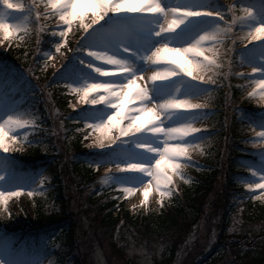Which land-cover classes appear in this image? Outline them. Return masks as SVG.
Wrapping results in <instances>:
<instances>
[{"label":"rangeland","instance_id":"1","mask_svg":"<svg viewBox=\"0 0 264 264\" xmlns=\"http://www.w3.org/2000/svg\"><path fill=\"white\" fill-rule=\"evenodd\" d=\"M219 1H223L224 4ZM9 2L22 5L23 7L8 9L0 0V21L13 24L11 35L6 36L5 32L0 30V42L12 40L13 43H19L23 41L24 37L28 36L30 40L34 39V43L36 41L40 44L44 43L40 39L37 40L39 38L38 32L40 33L39 29L41 28L42 31L46 30L45 25L42 22L40 24V21H38L42 14L38 12L40 15L37 18L36 11H38V7H42V12L50 17L52 27L55 28L54 32L56 35H53V32L50 34V37H53V42L55 41L53 43L54 46L60 43L61 47H64L72 31L73 23H81L79 19H74L71 28L67 31L66 41L61 40L59 31L61 28L67 29V26L64 25L63 21L59 20V9L51 8L48 0H9ZM157 2H160L165 7L189 4L196 8H203L200 11H224L226 20L232 19V14L227 11V5L232 4L235 6L236 17L245 15L243 11L245 7L253 9V16L247 18L242 24L237 20L233 31L218 37L214 44L209 41L202 42L205 49H210L205 52V55H211L216 64L211 71L194 72L193 75H204L205 80L211 77L216 81L215 84L208 85L203 81L194 80L192 77L181 74L176 77H167L164 82L158 81L149 85L153 102L159 103L169 96L176 95L179 99H186L191 103H200L204 105V108L198 110L180 109L178 111L183 113L166 123L165 126L175 123H192L200 131L196 133L190 132L188 136L183 137L190 146L178 160L181 164L180 174L177 175L169 170V174L172 175V183L161 184L159 188L153 185L148 198L145 199L141 187L150 180V177L137 170L128 169L127 163L142 162L149 165L154 163L155 155L138 148L137 144L152 143L156 146L160 145L157 143V138L149 134L125 138L119 137L113 130L111 141L108 139L104 140L106 147L88 146L100 135L91 125L104 121L112 113L113 109L103 102L97 105L81 103V94L77 93L75 89L83 87L87 83L98 81L123 84L126 83L130 74L101 76L88 65L101 68H112L113 66L108 65L106 60H96L89 56L85 50L107 52L109 55L127 61L135 74L148 73L150 75L149 72L154 70L156 66L147 64L143 59L144 55L149 54L152 50L154 51L155 47L165 42L169 43L170 47L187 46L203 33L214 31L217 25L222 22L210 16L192 17L184 25L174 29L172 33L156 36L154 33L159 30L157 27L159 23H164V26L167 27V22L162 21L160 17H152L145 20L135 16V14H113L109 11L107 13L110 15V20H106V13L99 12L97 9V12L103 18L97 19L96 25H92L93 28L85 33V49L74 57L75 64H69L65 71L62 72L63 75L61 74L65 81H69L63 86L67 89V95L76 97L70 103L69 108L78 111V116L82 120V126L76 128L75 132H85L82 142L88 153L95 155L93 160L90 159L94 162L93 169L96 171V165H101L99 171L103 169L102 174L109 171L117 174L114 178L116 189L123 192L121 199L127 201L125 208L131 214L145 213L148 209L151 212H159L164 203L171 197L173 191L180 188L183 182L186 183L187 167H184L185 163L189 166L195 155L202 156L206 151L220 153L224 148V138L220 132L223 125L220 123L222 115L220 112H216V109L220 107L218 100L221 98L220 89L223 86L222 83H230L238 89L236 93L238 94L237 99L242 102V105L245 106L248 103H252L255 107L252 113L239 110V115L231 120L234 125H237L240 132H249V146L254 149V152L251 153L256 157L255 163L244 160L239 162L240 168L248 170L249 174L247 177H236V179L243 185L245 190H255V199L264 203V197L260 195L264 190L249 189L247 187V184H255L264 180V143H254L259 140L258 133L262 130L264 131V89L258 87L256 83V80L260 78V74L255 75L250 68L251 66L264 70V35H261L255 41L248 37L249 30L260 23H264V4L257 0H233L230 3L228 1V4H225L227 3L226 0H157ZM183 14V9L179 13H170L168 21L178 19ZM93 15V11H86L83 23L91 24ZM53 45L40 46V49L38 48L36 52L42 59L43 70L49 68V66L57 65V62L61 59L59 56L55 57L52 52ZM55 53L57 54V51ZM192 55L189 54V59L192 58ZM159 63L163 66L168 62L160 61ZM240 73H244L252 79L245 80L239 75ZM138 83H142V81H138ZM211 88L215 89V91L208 94ZM253 89H255L254 92ZM34 90L32 82L23 72L18 75L8 70L0 73V123H3L9 115L14 116L15 119L23 123L22 127H17L14 124L6 126V132H8V127L12 128V131L8 132L5 137V144L8 149L15 147L20 138L25 139V134L28 137L30 134L35 133L40 128V123L44 122L45 114L43 113L41 99ZM97 91L99 94H105L103 90ZM250 92L253 93L251 97L248 96ZM96 95L97 92L90 93V98ZM72 105H76V107ZM161 118L163 119V116ZM126 123L128 121H121L122 125ZM52 131L55 135L54 138L60 136V130L52 129ZM13 135L17 137L15 141L11 139ZM124 139L127 142L121 141ZM174 142L170 141V143ZM41 143L43 151H47L48 144ZM7 152L0 149V191H17L19 195L25 193L28 197H33L46 192L49 183L56 177L67 179V176H63L61 170L53 163L43 164L39 168L22 170L17 163L8 157ZM117 163L121 164L120 169L115 167ZM126 188H135L136 190L129 193L125 191ZM169 188L171 189V194L160 195L162 191ZM138 191H142L139 202L135 201ZM19 195L5 196L0 199V211L3 212L4 217H8L7 203L12 198L17 199ZM209 212V217H213L214 212L212 213L211 210ZM73 215H75L74 211ZM82 217L80 220L84 219L91 235L95 236L93 229L97 233L96 240L98 242L95 243L94 251L91 250L89 253L85 252L87 250L81 251L89 264H157L156 262L161 264L165 245L151 242L150 239L145 237V240L139 239L140 244L129 242L127 245L114 247L109 243V236L106 231L102 230L103 227L100 220H95L91 214H85ZM202 226L203 224L197 226L198 228L194 229L181 245H179L181 242L175 243L174 247L178 249V252L168 264H188V257L197 253V247H200L204 241L206 230ZM215 235L216 231L214 230L212 233L213 240ZM79 239L84 240L82 232ZM211 250V248H206L197 259L201 261L210 254L212 255V253H215V255L219 254V251L211 252ZM0 261H3V264H57L55 256L50 252L46 253L44 248H40L39 252L34 251L28 247V241L20 242L14 246V242L8 238H0ZM220 264H227V262L221 261ZM248 264L258 263L249 262Z\"/></svg>","mask_w":264,"mask_h":264},{"label":"trees","instance_id":"2","mask_svg":"<svg viewBox=\"0 0 264 264\" xmlns=\"http://www.w3.org/2000/svg\"><path fill=\"white\" fill-rule=\"evenodd\" d=\"M226 1L228 4L233 0ZM43 18L45 25L52 26L50 17L44 15ZM52 31L53 28L40 31L39 39L44 42L41 44L34 43L28 36L19 43L0 42V64L18 71L27 70L46 114L43 127L25 141L18 140L15 147L9 148V154L24 167L53 160L67 179L56 177L53 188L42 195L22 194L17 199L12 198L6 205L8 217L0 211V234L33 239L35 243L48 240L49 252L55 256L57 264H89L82 252L94 251L97 233L93 229V237L84 219H80L82 215L91 214L95 220H100L112 246L121 247L129 242L140 244L139 239L147 237L151 242L166 246L161 264H168L178 252L175 243L181 242V245L203 224L204 241L197 247V253L188 257V264H220L221 261L264 264V203L241 196L242 190L231 179L236 169L234 158L242 153L243 141L231 123L233 115L227 110L226 96L221 92L218 100L223 110L220 123L225 146L222 151L195 155L186 168V183L173 191L159 212L131 214L124 201L118 202L119 193L108 186L111 174L95 171L86 161L89 153L82 142L85 132H75L77 125H73V121L78 119L76 111L69 108L76 97L67 95V90L56 82L60 69L79 51L84 29L81 23H73L67 44L57 54L53 47L55 57L61 59L57 65L43 70L36 52L40 46L53 45ZM248 107L254 108L251 103ZM52 129L60 130V136L54 138ZM41 142L48 144L46 154ZM210 210L214 212L213 217H209ZM81 232L83 241L79 239ZM208 246L212 247V252L219 250V254L212 253L199 261L197 257Z\"/></svg>","mask_w":264,"mask_h":264},{"label":"snow or ice","instance_id":"3","mask_svg":"<svg viewBox=\"0 0 264 264\" xmlns=\"http://www.w3.org/2000/svg\"><path fill=\"white\" fill-rule=\"evenodd\" d=\"M2 2L8 9L23 7L19 4L10 3L9 0H2ZM48 4L53 9H59V20L63 21L64 25L67 26V29L61 28L59 31L61 40L65 41L67 31L71 28L74 19L81 21L84 33H87L89 29L93 28L92 25H96L97 19L103 18L99 15V12L107 13L110 11L113 14L131 13L145 20L152 17H160L162 21L167 22V27L164 26V23H159L157 25L159 30L154 33L156 36L172 33L174 29L180 25H184L192 17L210 16L222 22L217 25L214 31L203 33L187 46L170 47V44L165 42L155 47L154 51L152 50L149 54L144 55L143 59L147 64L156 66L154 70L149 72L150 75L148 73L135 74L127 61L109 55L107 52L85 50L89 56L96 60H106L108 65L113 66L112 68H101L99 66L88 65L101 76L130 74L126 83L123 84L98 81L87 83L85 86L75 89L77 93L81 94V103L97 105L103 102L113 109L112 113L104 121L91 125L100 135L88 146L106 147L104 140L108 139L111 141L113 130H115L119 137L125 138L129 136L135 137L141 134L155 136L160 146L153 145L152 143L137 144L138 148L155 155L154 163L150 165L142 162L127 163L128 169L137 170L150 177V180L141 187L144 198L147 199L153 185L159 188L161 184L167 185L172 183V175L169 174V170L177 175L180 174L181 164L178 160L190 146L189 143L185 142L186 140L183 137L188 136L190 132L196 133L200 131L192 123H175L170 126H165L171 120H164V117L162 119V113H172L175 117H179L183 113L178 111L180 109L198 110L204 108V105L200 103H191L186 99H179L176 95L169 96L159 103L153 102L149 85L158 81L164 82L167 77H176L181 74L192 77L194 80L203 81L208 85L215 84L216 81L211 77L205 80L204 75H193L194 72L211 71L216 64L211 55H205V52L210 49H205L202 42L209 41L214 44L221 35L231 33L237 20L242 24L247 18L253 16L252 9L245 7L243 8L245 15L236 17L235 6L232 4L227 5V11L232 14V19L226 20V13L224 11H200L203 8H196L189 4L183 6L177 4L174 7H165L160 2H157V0H48ZM97 9L99 12H97ZM182 9L184 10V14L180 18L172 19L170 22L168 21L170 13H179ZM86 11H93L94 13L91 18V24L83 23ZM39 15L37 13V18ZM12 29L13 24L0 21V30H3L6 36L11 35ZM53 35H56V33L53 32ZM261 35H264V23H260L248 31V37L254 41ZM55 47L56 51L59 52L61 44L59 43ZM70 50L74 51L76 49ZM189 54H193L191 59H189ZM160 61H167L168 63L162 66L159 63ZM250 68L255 75L260 74V78L256 80V83L258 87L264 89V70L251 66ZM239 75L245 80L252 79L244 73H240ZM146 76L147 78H145ZM138 81H142V83H138ZM97 90H103L105 94H99ZM213 91L215 89L211 88L208 94H211ZM254 91L255 89H253ZM93 92H97V95L90 98V93ZM252 95L253 93H248L249 97ZM72 106L76 107V105ZM125 120L128 123L122 125L121 121ZM13 124L17 127L23 126V123L15 119L12 115H9L3 123H0V149H3L4 152L9 151L8 146L5 144V137L8 135V132L12 131V128L8 127V132H6L5 128ZM24 136L27 139V134ZM258 137L259 140L254 143H264V131L259 132ZM11 139L15 141L17 137L13 135ZM121 141L127 142L126 139ZM170 141L175 142L170 143ZM96 167L99 169L100 165H96ZM115 167L120 169L121 164L117 163ZM184 167H188V164L185 163ZM247 187L249 189L264 190V180L255 184H247ZM135 190V188L125 189L129 193ZM168 194H171L170 188L160 193L161 196ZM16 195H19V192L0 191V199L5 196ZM248 195L251 199L256 198L254 193L250 192ZM260 195L264 197V191ZM0 264H3V261H0Z\"/></svg>","mask_w":264,"mask_h":264},{"label":"clouds","instance_id":"4","mask_svg":"<svg viewBox=\"0 0 264 264\" xmlns=\"http://www.w3.org/2000/svg\"><path fill=\"white\" fill-rule=\"evenodd\" d=\"M211 67V66H209ZM164 120H172L175 116L172 113H162Z\"/></svg>","mask_w":264,"mask_h":264},{"label":"bare ground","instance_id":"5","mask_svg":"<svg viewBox=\"0 0 264 264\" xmlns=\"http://www.w3.org/2000/svg\"><path fill=\"white\" fill-rule=\"evenodd\" d=\"M141 194H142V191H138V193L136 194V197H135V201H140L141 200Z\"/></svg>","mask_w":264,"mask_h":264}]
</instances>
